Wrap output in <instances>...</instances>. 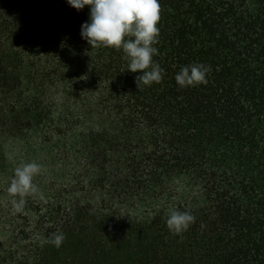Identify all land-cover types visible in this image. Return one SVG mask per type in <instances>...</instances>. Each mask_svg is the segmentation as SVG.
Here are the masks:
<instances>
[{"label":"trees","instance_id":"1","mask_svg":"<svg viewBox=\"0 0 264 264\" xmlns=\"http://www.w3.org/2000/svg\"><path fill=\"white\" fill-rule=\"evenodd\" d=\"M159 2L163 80L138 89L82 38L88 6L0 0V264H264V0ZM193 63L208 83L181 88ZM32 161L45 198L16 213ZM169 209L195 223L174 235Z\"/></svg>","mask_w":264,"mask_h":264},{"label":"clouds","instance_id":"2","mask_svg":"<svg viewBox=\"0 0 264 264\" xmlns=\"http://www.w3.org/2000/svg\"><path fill=\"white\" fill-rule=\"evenodd\" d=\"M73 8L83 10L90 8L89 22L82 25L81 36L96 49L111 47L121 50L128 62L127 71L139 72L136 76L138 89L161 83L164 69L153 57L159 55L154 45L158 44L160 29L158 24L162 17V6L159 0H67ZM211 66L193 63L184 66L176 74V83L181 88L206 85L207 75ZM44 166L36 161L24 162L14 170L7 193L12 197L10 203L13 211H24L26 198L38 196L43 200L44 193L34 182L36 176L42 174ZM195 216L189 211L169 209L166 225L174 235H182L192 224ZM66 236L63 233H53L45 242L60 247Z\"/></svg>","mask_w":264,"mask_h":264},{"label":"rangeland","instance_id":"3","mask_svg":"<svg viewBox=\"0 0 264 264\" xmlns=\"http://www.w3.org/2000/svg\"><path fill=\"white\" fill-rule=\"evenodd\" d=\"M26 244H24L23 246H25ZM22 246V247H23ZM108 252H110V251H108ZM111 253V252H110ZM98 257H100L101 259H99V258H97V256H95V257H93L94 259H95V264H102V262H104V257H103V254L101 253H99L98 254ZM110 263L111 264H120V263H118L117 261H116V257H114V256H112V255H110Z\"/></svg>","mask_w":264,"mask_h":264}]
</instances>
